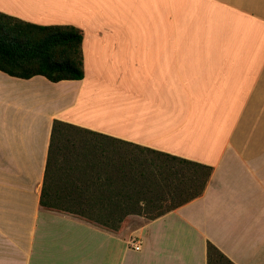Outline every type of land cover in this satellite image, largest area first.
Listing matches in <instances>:
<instances>
[{
  "label": "crops",
  "instance_id": "obj_1",
  "mask_svg": "<svg viewBox=\"0 0 264 264\" xmlns=\"http://www.w3.org/2000/svg\"><path fill=\"white\" fill-rule=\"evenodd\" d=\"M0 12L79 28L84 71L0 70V264H208L209 243L264 264V0H0ZM55 120L74 127L47 168ZM161 153L211 173L153 219L130 211L113 229L40 204L46 169L56 200L118 201L137 160Z\"/></svg>",
  "mask_w": 264,
  "mask_h": 264
},
{
  "label": "trees",
  "instance_id": "obj_2",
  "mask_svg": "<svg viewBox=\"0 0 264 264\" xmlns=\"http://www.w3.org/2000/svg\"><path fill=\"white\" fill-rule=\"evenodd\" d=\"M81 41L82 32L73 25H38L0 12V70L10 75L28 78L40 74L52 81L81 79L84 75ZM68 127L74 126L54 121L47 168L56 151H62L65 144L60 143V139H64L61 133ZM48 172L46 169L40 193L41 205L68 210L115 229L126 219L124 214L130 211L155 214L147 216L153 219L156 214L201 194L211 167L166 153H161L158 158H142L136 162L134 193L125 195L127 199L110 202L56 200L53 195L56 196L61 187L54 182L53 188ZM104 204L113 208V215L98 214L96 208H104ZM217 259L233 264L209 243L208 264H217Z\"/></svg>",
  "mask_w": 264,
  "mask_h": 264
},
{
  "label": "built area",
  "instance_id": "obj_3",
  "mask_svg": "<svg viewBox=\"0 0 264 264\" xmlns=\"http://www.w3.org/2000/svg\"><path fill=\"white\" fill-rule=\"evenodd\" d=\"M132 247L134 248H140L142 245V240L138 239V240H132L131 242Z\"/></svg>",
  "mask_w": 264,
  "mask_h": 264
},
{
  "label": "rangeland",
  "instance_id": "obj_4",
  "mask_svg": "<svg viewBox=\"0 0 264 264\" xmlns=\"http://www.w3.org/2000/svg\"><path fill=\"white\" fill-rule=\"evenodd\" d=\"M130 223H131V225H135V224H136V222H135V221L133 222L132 220L130 221ZM216 258H218V257L216 256ZM216 263H217V264H226V263H225L223 260H221V259H217V260H216Z\"/></svg>",
  "mask_w": 264,
  "mask_h": 264
}]
</instances>
